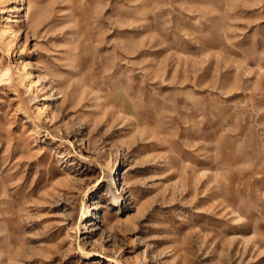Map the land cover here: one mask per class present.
<instances>
[{
	"label": "rangeland",
	"instance_id": "1",
	"mask_svg": "<svg viewBox=\"0 0 264 264\" xmlns=\"http://www.w3.org/2000/svg\"><path fill=\"white\" fill-rule=\"evenodd\" d=\"M0 264H264V0H0Z\"/></svg>",
	"mask_w": 264,
	"mask_h": 264
}]
</instances>
